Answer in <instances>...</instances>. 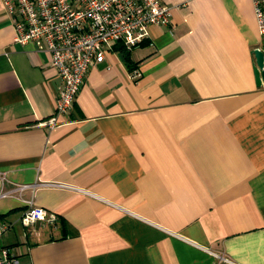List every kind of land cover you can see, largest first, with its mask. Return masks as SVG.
<instances>
[{
    "label": "crops",
    "instance_id": "0c3cea01",
    "mask_svg": "<svg viewBox=\"0 0 264 264\" xmlns=\"http://www.w3.org/2000/svg\"><path fill=\"white\" fill-rule=\"evenodd\" d=\"M161 1L169 24L104 46L48 127L60 79L0 0V245L20 264H264L252 1ZM27 201L55 225L23 224Z\"/></svg>",
    "mask_w": 264,
    "mask_h": 264
},
{
    "label": "built area",
    "instance_id": "2783aa9c",
    "mask_svg": "<svg viewBox=\"0 0 264 264\" xmlns=\"http://www.w3.org/2000/svg\"><path fill=\"white\" fill-rule=\"evenodd\" d=\"M251 1L258 33L263 36L264 0ZM5 4L12 18L13 40L46 52L60 79L54 114L40 122L48 127L57 124L58 115L72 109L88 70L104 46L122 42L131 49L148 37L150 26L170 22L169 6L161 0H5ZM15 189L21 192L25 186ZM27 202L23 224L40 221L55 225L56 212ZM8 227L0 222V236ZM18 255L16 246L0 245V264H20Z\"/></svg>",
    "mask_w": 264,
    "mask_h": 264
},
{
    "label": "water",
    "instance_id": "95a60500",
    "mask_svg": "<svg viewBox=\"0 0 264 264\" xmlns=\"http://www.w3.org/2000/svg\"><path fill=\"white\" fill-rule=\"evenodd\" d=\"M254 54V66L253 73L256 85H262L264 82V52L260 48H255L253 50Z\"/></svg>",
    "mask_w": 264,
    "mask_h": 264
},
{
    "label": "rangeland",
    "instance_id": "374dc122",
    "mask_svg": "<svg viewBox=\"0 0 264 264\" xmlns=\"http://www.w3.org/2000/svg\"><path fill=\"white\" fill-rule=\"evenodd\" d=\"M261 47H262V49H264V35L262 36Z\"/></svg>",
    "mask_w": 264,
    "mask_h": 264
},
{
    "label": "trees",
    "instance_id": "16d2710c",
    "mask_svg": "<svg viewBox=\"0 0 264 264\" xmlns=\"http://www.w3.org/2000/svg\"><path fill=\"white\" fill-rule=\"evenodd\" d=\"M123 50H125L126 51V48L125 49H123ZM264 50V49H263Z\"/></svg>",
    "mask_w": 264,
    "mask_h": 264
}]
</instances>
